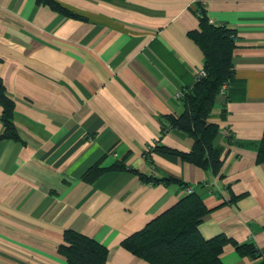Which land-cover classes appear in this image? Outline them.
<instances>
[{
  "label": "crops",
  "instance_id": "1",
  "mask_svg": "<svg viewBox=\"0 0 264 264\" xmlns=\"http://www.w3.org/2000/svg\"><path fill=\"white\" fill-rule=\"evenodd\" d=\"M51 1L66 11L0 0V77L18 136L1 137L0 105V264H68L67 229L107 246L106 264H152L121 243L187 188L209 209L203 237L258 250L228 244L224 264H264V0ZM199 2L236 35L235 76L209 119L225 148L218 174L172 152L189 151L194 137L167 118L185 111L177 95L205 69L189 34Z\"/></svg>",
  "mask_w": 264,
  "mask_h": 264
},
{
  "label": "trees",
  "instance_id": "2",
  "mask_svg": "<svg viewBox=\"0 0 264 264\" xmlns=\"http://www.w3.org/2000/svg\"><path fill=\"white\" fill-rule=\"evenodd\" d=\"M46 1L55 8L66 11L60 4ZM197 14L199 28L189 34L205 54L207 75L198 79L194 87L184 93L185 111L178 116L168 115L167 118L169 127L178 128L194 137V144L189 151L172 152L198 166L212 168L218 174L224 162L225 148L219 143L220 125L209 119L221 97L225 96L221 94L222 85L225 82L230 84L235 76L233 52L236 48V35L227 26L213 23L202 2L198 4ZM0 105L3 107L2 120L5 126L1 137L17 138L13 121L14 102L8 96L1 77ZM225 111L223 107L222 114ZM156 144L155 150L160 148ZM257 160L264 162V133L259 143ZM123 167V164H119L114 168ZM98 173L100 170L97 169L95 172L90 171L87 177L92 175V179ZM141 177L151 179L144 174ZM153 180L168 182L174 179L166 177ZM182 185L188 187L185 182ZM207 212L209 209L200 194L191 190L144 228L126 237L121 244L134 255L152 264H224L221 254L228 244L236 246L242 254H259L253 243H239L225 234L208 239L203 237L199 225ZM59 252L66 257L68 264H106L109 256L107 246L75 229L65 231Z\"/></svg>",
  "mask_w": 264,
  "mask_h": 264
},
{
  "label": "built area",
  "instance_id": "3",
  "mask_svg": "<svg viewBox=\"0 0 264 264\" xmlns=\"http://www.w3.org/2000/svg\"><path fill=\"white\" fill-rule=\"evenodd\" d=\"M207 75V72H206V70L203 68V69H200L199 71H198V73H197V77H198V79H200V78H202V77H204V76H206ZM229 82H225L223 85H222V87H221V94L222 95H227L228 94V90H229ZM177 96H179V97H182V96H184V92H180V93H178V95ZM187 190H188V192H190L192 189L191 188H187Z\"/></svg>",
  "mask_w": 264,
  "mask_h": 264
}]
</instances>
